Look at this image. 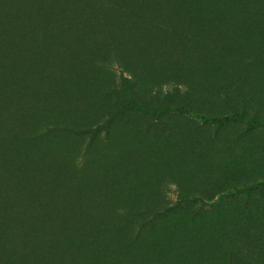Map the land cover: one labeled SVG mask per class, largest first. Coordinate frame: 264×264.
Segmentation results:
<instances>
[{
    "label": "rangeland",
    "instance_id": "374dc122",
    "mask_svg": "<svg viewBox=\"0 0 264 264\" xmlns=\"http://www.w3.org/2000/svg\"><path fill=\"white\" fill-rule=\"evenodd\" d=\"M4 32L0 230L60 223L0 264H264V0H0Z\"/></svg>",
    "mask_w": 264,
    "mask_h": 264
},
{
    "label": "trees",
    "instance_id": "16d2710c",
    "mask_svg": "<svg viewBox=\"0 0 264 264\" xmlns=\"http://www.w3.org/2000/svg\"><path fill=\"white\" fill-rule=\"evenodd\" d=\"M11 25L12 23H10L8 27H11ZM4 35H7V32H4L3 35L0 34V37ZM121 86L127 92L128 85L124 78L121 80ZM133 107L137 108V106H133ZM161 112L166 114L175 113L180 115L191 114L189 110H185L183 108H163ZM99 129L101 128L96 127L94 129L82 130L79 131L78 133H90L91 137H93ZM11 189L12 187L10 188V190ZM11 191L15 194L14 196H16V192H14L13 190ZM227 195L228 194L224 196H219L216 200L209 203L203 201L200 198L186 199L185 201L189 203L198 201L201 206H207L213 208L218 203H220L221 200ZM57 203L61 204L62 208L64 209L68 208V205L66 204V201L63 198V196L57 199ZM59 223H60V219L51 224L44 223V227H43V221L39 218V216L28 217L26 215H23L17 218L15 216L7 228L0 230V260L16 257V242L22 245L25 242H28L29 239L30 241L38 242L39 244L54 243L55 236L58 235L56 226ZM4 264H8V263L6 262Z\"/></svg>",
    "mask_w": 264,
    "mask_h": 264
}]
</instances>
